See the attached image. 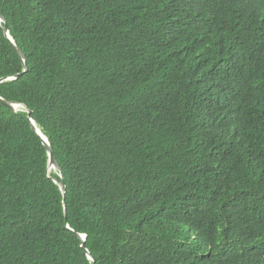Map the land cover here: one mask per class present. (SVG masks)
I'll list each match as a JSON object with an SVG mask.
<instances>
[{
  "label": "trees",
  "instance_id": "trees-1",
  "mask_svg": "<svg viewBox=\"0 0 264 264\" xmlns=\"http://www.w3.org/2000/svg\"><path fill=\"white\" fill-rule=\"evenodd\" d=\"M0 15V264H264V0Z\"/></svg>",
  "mask_w": 264,
  "mask_h": 264
},
{
  "label": "water",
  "instance_id": "water-1",
  "mask_svg": "<svg viewBox=\"0 0 264 264\" xmlns=\"http://www.w3.org/2000/svg\"><path fill=\"white\" fill-rule=\"evenodd\" d=\"M0 22H4L5 23V29H4L5 35L10 39V41L13 44V46L16 48L17 52L22 57V59H23V61L25 63V66L27 67L25 54L23 53V51L21 50V48L16 44L14 38L11 36L10 29L8 27V24H7V20L2 15H0ZM3 81H4V79L0 80V83L3 82ZM0 102L3 103L4 105L8 106L12 110H15V111L21 110L22 108H26V106L24 104L17 103V102H12V101H8V100H6V99H4L2 97H0ZM28 118H29L32 126L34 127V129L42 137V139H43V141H44V143H45V145H46V147L48 149L49 156H50L49 168L50 169H54V170H56V171L59 172V174H60V176L62 178V181L60 182L61 189H62V191H63L64 194H67L66 193L67 192V187H66L65 180H64L63 170L60 167L58 161L56 160V157L54 155L53 148H52V145H51L50 141L48 140V138L42 133V131L36 125L35 121L32 118V112L31 111H28ZM75 233H76V235L78 237L82 238L85 242L87 241V235H83V234H80L78 232H75ZM91 257L93 258L92 255H91Z\"/></svg>",
  "mask_w": 264,
  "mask_h": 264
}]
</instances>
